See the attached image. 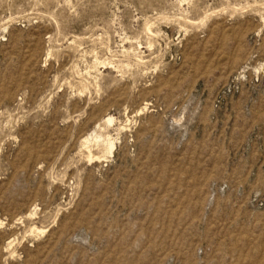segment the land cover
<instances>
[{
    "label": "rangeland",
    "instance_id": "rangeland-1",
    "mask_svg": "<svg viewBox=\"0 0 264 264\" xmlns=\"http://www.w3.org/2000/svg\"><path fill=\"white\" fill-rule=\"evenodd\" d=\"M0 264H264V0H0Z\"/></svg>",
    "mask_w": 264,
    "mask_h": 264
},
{
    "label": "bare ground",
    "instance_id": "bare-ground-1",
    "mask_svg": "<svg viewBox=\"0 0 264 264\" xmlns=\"http://www.w3.org/2000/svg\"><path fill=\"white\" fill-rule=\"evenodd\" d=\"M114 122V118L109 116L106 118V123L111 125L112 123ZM95 143L97 146H101L104 150V152L106 153V155L108 156H112L113 153H114V150L116 148V145H115V141L112 139V138H104L103 136L101 135H92L91 137H88V138H85L84 139V142H83V145L85 146V148L89 147L90 143ZM82 145V146H83ZM90 159L92 160L93 158L91 157L90 155ZM42 233L44 231H41ZM12 247V246H11Z\"/></svg>",
    "mask_w": 264,
    "mask_h": 264
}]
</instances>
